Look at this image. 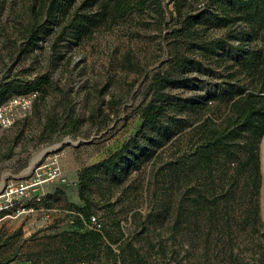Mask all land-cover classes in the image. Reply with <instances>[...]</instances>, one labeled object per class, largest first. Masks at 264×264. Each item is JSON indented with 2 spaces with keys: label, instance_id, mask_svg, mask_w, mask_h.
I'll return each instance as SVG.
<instances>
[{
  "label": "trees",
  "instance_id": "1",
  "mask_svg": "<svg viewBox=\"0 0 264 264\" xmlns=\"http://www.w3.org/2000/svg\"><path fill=\"white\" fill-rule=\"evenodd\" d=\"M11 1V19L0 20V39L11 44L9 60L14 55L19 59L29 56L35 65L42 60L33 54L34 48L54 30L78 41L93 27L131 12L151 10L160 21L165 12L161 0H83L67 17L69 0ZM175 5L181 15L184 3L177 0ZM208 5L210 17L206 18V10L184 17L181 28L171 33L169 58L152 77L150 99L140 107L139 130L107 158L79 169L84 205L76 208L73 226L32 236L40 242L36 250L25 252L31 264H171L162 238L153 242L148 234L136 240L125 234L117 216L107 223L96 216L102 227H91L93 206L112 211L114 190L148 162V186L154 181L160 184L149 190L150 211L138 225L144 234L151 226L167 223L170 239L178 245L171 252L174 264H194L189 258L197 250L217 258L199 264H218L220 256L228 264H264L259 202L264 0H209ZM210 24L224 29V36H210ZM213 63L223 67L219 81L201 76L206 64L212 72ZM50 85L49 74L42 70L30 78L8 72L0 81V105L18 95L39 92L44 96ZM173 89L182 92L171 93ZM218 100L227 102V111L217 118L206 116L210 104ZM33 105L46 137L77 123L70 99L59 114L50 110L42 114L36 98ZM13 237L0 233V250ZM20 246L11 256L0 253V264L14 260Z\"/></svg>",
  "mask_w": 264,
  "mask_h": 264
},
{
  "label": "rangeland",
  "instance_id": "2",
  "mask_svg": "<svg viewBox=\"0 0 264 264\" xmlns=\"http://www.w3.org/2000/svg\"><path fill=\"white\" fill-rule=\"evenodd\" d=\"M161 1L165 10L161 21L151 10L135 11L115 22L109 20L93 27L78 41H72L67 33L61 35L60 29L54 30L33 50V54L42 60L40 65H35L34 58L29 56L19 59L14 55L15 59L9 60L7 52L11 50V44L0 39V81L8 72L30 78L37 70H42L49 74L51 85L44 96L35 93L36 105L41 113L50 110L53 114H59L64 111V103L70 99L74 110L72 118L77 120L75 126L46 137L42 130L43 123L34 115L33 105L26 117L20 118L9 128L0 129V184L4 179L6 186L14 191L9 201L4 202L9 208L0 212V233L14 237L0 253L11 256L21 245L17 257L9 264H31L26 260L25 252L38 248L40 240L32 239L36 232L39 237L73 226L76 208L84 205L78 186L79 169L107 158L139 130L142 124L140 107L150 99L148 91L152 77L163 70V63L169 58L173 42L171 33L181 28L182 18L205 10L209 12V0H182V16L175 5L177 0ZM11 2L0 0L1 21L11 19ZM82 2L69 0L67 17ZM209 13L205 15L206 18L210 17ZM210 25V36H224V29ZM127 57L132 58L131 63L126 61ZM205 68V73L201 75L203 78L220 80L222 66L213 63L212 72L207 64ZM177 92L182 91H171ZM227 109V102L218 100L210 104L209 111L205 113L206 116L217 118ZM42 151L48 152L39 164L56 159L61 178L33 185L24 195H20L15 189L27 184V181L34 182L35 168L30 172L27 170L33 158ZM260 157L262 184L259 202L264 246V137L260 145ZM150 165L151 162H148L140 171H133L123 187L114 190L112 211L110 207L93 206L92 214L104 223L117 216L125 234L134 236L136 240L144 239L148 234L153 242L162 238L167 244L170 262L174 264V253L171 252L178 249V245L175 239H170L167 223L158 228L151 226L150 231L144 234H141L142 226L138 225L150 211L151 201L147 198L149 190L159 188L160 184L154 181L148 186ZM39 196L43 197L41 201L37 199ZM23 206H32L34 210L22 211ZM45 207H50V218H54L50 223L45 219ZM154 222L158 225L159 220ZM181 256L187 262L184 255ZM189 259L194 264L217 260L211 254L204 255L199 250L193 251ZM218 264H228V260L220 256Z\"/></svg>",
  "mask_w": 264,
  "mask_h": 264
},
{
  "label": "built area",
  "instance_id": "3",
  "mask_svg": "<svg viewBox=\"0 0 264 264\" xmlns=\"http://www.w3.org/2000/svg\"><path fill=\"white\" fill-rule=\"evenodd\" d=\"M35 96V93L28 95H18L1 104L0 129L9 128L20 118L26 117L32 110ZM35 173L36 176L33 183H28L27 181V184L20 185L19 188L15 189V191H19L20 195H24L25 191L33 185H38L42 182L54 181L61 178V169L56 159H51L44 164H39L35 167ZM11 193H14L13 188L6 186L4 192L0 195V212L9 208V205L4 204V202L9 201L8 198L10 197ZM24 210L25 208H22V211ZM90 222L92 228L101 229L102 224L96 216H92Z\"/></svg>",
  "mask_w": 264,
  "mask_h": 264
},
{
  "label": "water",
  "instance_id": "4",
  "mask_svg": "<svg viewBox=\"0 0 264 264\" xmlns=\"http://www.w3.org/2000/svg\"><path fill=\"white\" fill-rule=\"evenodd\" d=\"M48 151H42L41 153L37 154L33 160L30 163V166L28 168V172L32 171L36 166H38L37 164H39V161L43 158L44 155H46ZM6 188V183L5 180L3 179V181L0 184V195L3 193V191Z\"/></svg>",
  "mask_w": 264,
  "mask_h": 264
},
{
  "label": "crops",
  "instance_id": "5",
  "mask_svg": "<svg viewBox=\"0 0 264 264\" xmlns=\"http://www.w3.org/2000/svg\"><path fill=\"white\" fill-rule=\"evenodd\" d=\"M25 210H28V211L31 212V211L34 210V208H33V207H26ZM25 210H24V211H25ZM44 210H45V212H46V213H45V214H46L45 219L48 220L49 223H50L51 221H53L54 218H53V216L50 218V212H49V210H47V209H44ZM47 212H49V213H47ZM49 218H50V219H49Z\"/></svg>",
  "mask_w": 264,
  "mask_h": 264
},
{
  "label": "bare ground",
  "instance_id": "6",
  "mask_svg": "<svg viewBox=\"0 0 264 264\" xmlns=\"http://www.w3.org/2000/svg\"><path fill=\"white\" fill-rule=\"evenodd\" d=\"M28 172V171H27Z\"/></svg>",
  "mask_w": 264,
  "mask_h": 264
}]
</instances>
